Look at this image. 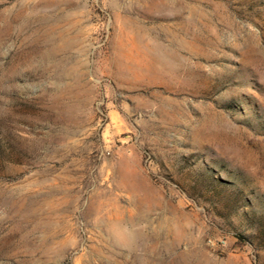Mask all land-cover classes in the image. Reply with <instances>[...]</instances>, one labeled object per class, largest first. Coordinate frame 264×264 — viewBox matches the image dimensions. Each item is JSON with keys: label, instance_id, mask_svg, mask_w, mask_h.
Instances as JSON below:
<instances>
[{"label": "rangeland", "instance_id": "374dc122", "mask_svg": "<svg viewBox=\"0 0 264 264\" xmlns=\"http://www.w3.org/2000/svg\"><path fill=\"white\" fill-rule=\"evenodd\" d=\"M0 264H264V0H0Z\"/></svg>", "mask_w": 264, "mask_h": 264}]
</instances>
